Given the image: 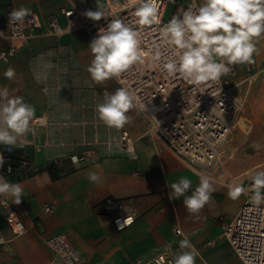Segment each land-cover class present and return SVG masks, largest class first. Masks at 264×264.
Returning a JSON list of instances; mask_svg holds the SVG:
<instances>
[{
	"label": "crops",
	"instance_id": "1",
	"mask_svg": "<svg viewBox=\"0 0 264 264\" xmlns=\"http://www.w3.org/2000/svg\"><path fill=\"white\" fill-rule=\"evenodd\" d=\"M103 1L79 0L88 5ZM10 6L28 8L31 15L43 17L68 7L69 2L0 0V14L4 15ZM261 38L264 43V36ZM90 43L84 30L60 38L26 41L8 63L0 64V89L6 87L10 97H23L33 105L34 119L51 123L67 122L70 118L76 121V113L82 107L92 108L93 102L101 103L86 83L82 52L91 53ZM1 45L7 43L1 42ZM256 47L254 74L244 84L246 94L240 124L246 126V132L240 133L243 130L239 124L224 147L222 170L215 172L213 178V193L220 196L227 194L229 183L250 186L251 175L264 170V65H258V61H264V55H260V39ZM9 67L16 73L11 80L4 76ZM239 76L242 78L243 72ZM113 84L116 86L114 81ZM130 113L134 120L123 129L133 140L134 158L124 151L109 154L108 149L99 146L93 153L89 152L86 163L72 165L66 158L83 152L82 148L59 141L52 144L53 134H50L52 138L46 134L44 142L33 148L30 156L33 172L13 181L24 190L21 203L14 204L7 197L8 207L0 206V231L6 241L0 246V264H64L45 244L47 238L59 234L76 250L80 264H145L156 254L172 251L185 237L198 252L196 264H228L226 256L218 250V242L209 238L207 230L187 211L183 197L169 198L171 183L188 177L194 190L199 176L159 140L145 137L142 123L133 111ZM31 139L29 132L18 143L23 141L28 145ZM254 144L259 147H253ZM55 160L60 162L48 166V162ZM91 173L98 175L97 182L89 179ZM106 199L130 203L136 213L135 223L116 231L112 224L115 210L104 204ZM244 201L245 195H242L234 210L219 219L231 220ZM46 205L54 209L53 214L43 212ZM9 211L18 215L26 229L19 237H14L7 225ZM176 226L182 230L183 238L174 234ZM208 242L212 244L209 246ZM222 243L229 259L242 264L231 247Z\"/></svg>",
	"mask_w": 264,
	"mask_h": 264
},
{
	"label": "built area",
	"instance_id": "2",
	"mask_svg": "<svg viewBox=\"0 0 264 264\" xmlns=\"http://www.w3.org/2000/svg\"><path fill=\"white\" fill-rule=\"evenodd\" d=\"M68 2V7L60 8L57 12L43 17L31 15L19 25H9V14L14 9L13 6L8 7L4 15L0 14V32H4L5 37L4 39L0 37V56H2L0 64L8 63L25 42L33 38H60L70 32L84 30L92 41L97 36L98 30L101 27L106 28L113 18L110 16L107 20L102 18L100 21H93L84 13L88 10H97V3L88 5L79 0H68ZM196 3L202 4L203 0H196ZM100 4L140 31V47L144 62L130 68L122 75L119 82L116 79L112 80L118 88L124 87L133 92L146 105L144 111L132 110L144 127V136L159 140L175 158L195 173L205 169L220 172L224 162V147L230 142L242 120L246 94L244 84L254 74L255 62L231 66V73L223 76L219 84L193 90V86L183 79L167 78L152 60L154 50L161 43L160 29L173 16L181 15V10L187 9L192 4V0H175L174 3L173 0H157L161 23L153 26L136 25L132 16L134 9L126 6L127 0H119L120 6L115 5V0H104ZM169 6H173V15L167 19L165 16ZM1 42L7 45H1ZM240 71L243 72L242 78L239 76ZM35 123L34 120L33 124ZM115 141L119 146V152L124 151L130 158L135 157L133 140L126 130H118ZM14 149H21L22 152L18 159L12 162L8 155ZM0 155L5 162L0 167L2 176L14 170L22 177H26L34 170L30 155L23 146L15 148L0 146ZM73 157L76 158L75 162ZM88 158L89 152L83 151L72 154L66 159L72 165H79L86 163ZM251 195L250 190L231 220L219 219L221 237L242 264H264V204H254ZM104 204L115 210L112 224L116 231H123L135 223L136 213L130 203L106 199ZM0 206L6 208L2 204ZM43 212L53 214L54 209L46 205ZM128 216L133 218V222L121 230L117 221L123 223ZM6 221L14 237L24 234L26 229L15 212L9 211ZM173 231L176 236L184 237L179 227H174ZM0 235H2L1 231ZM45 244L64 264H80L78 253L64 235L49 237L45 240ZM211 244L212 242L207 243L209 246ZM179 251V243H177L172 251L156 254L145 264H171L174 254Z\"/></svg>",
	"mask_w": 264,
	"mask_h": 264
},
{
	"label": "clouds",
	"instance_id": "3",
	"mask_svg": "<svg viewBox=\"0 0 264 264\" xmlns=\"http://www.w3.org/2000/svg\"><path fill=\"white\" fill-rule=\"evenodd\" d=\"M115 5L120 6L119 0H115ZM126 6L134 9L132 16L136 25H160L157 0H127ZM31 14L28 8H14L9 14V25L23 24ZM84 15L93 21L113 17L106 28L98 30L89 45L92 60L87 72L93 82L103 84L112 79L119 82L125 72L144 62L140 31L132 24L110 13L98 2L97 10H88ZM160 35L161 43L154 50L152 60L162 73L170 79H183L193 86V90L211 87L231 73V66L254 63L256 43L264 36V0H203L199 5L192 0L187 9L181 10V15L173 16L160 29ZM0 37L5 38L4 32H0ZM15 75L11 67L4 72L9 80ZM145 109L146 105L138 96L120 87L112 93L105 92L103 102L96 105L95 112L97 119L106 127L120 130L131 122L130 111ZM35 111V107L26 103L23 97H10L8 88L0 89V145L22 147L18 140L30 131L35 134L31 126ZM253 147L258 148L259 145L254 144ZM75 159L73 157L74 162ZM4 163L0 155V167ZM197 175L199 182L194 190L193 182L188 177L169 185V198L176 200L183 197V205L192 214L199 213L215 191L212 177L203 173ZM89 179L97 182L99 177L91 173ZM250 179L251 185L248 187L236 182L229 183L227 196L237 200L251 190L252 202L264 204V170L255 171ZM23 196L24 190L19 183L10 182L0 175V204L8 207L6 198L11 197L12 203L19 205ZM132 222L131 216L123 223L117 221L121 230ZM5 242L0 235V244ZM179 249L171 264H196L198 252L187 237L179 241Z\"/></svg>",
	"mask_w": 264,
	"mask_h": 264
},
{
	"label": "rangeland",
	"instance_id": "4",
	"mask_svg": "<svg viewBox=\"0 0 264 264\" xmlns=\"http://www.w3.org/2000/svg\"><path fill=\"white\" fill-rule=\"evenodd\" d=\"M173 15V6H169L166 11V18L169 19ZM260 45H262L261 54L264 55V43H262V38H260ZM85 52V51H84ZM82 56L84 58V71L86 75V83L94 89V93L98 97L99 101L102 103L104 99V93H112L114 92L117 87L113 84L112 80L106 81L103 84H96L93 82L87 72V67L89 66L92 60V54L82 52ZM258 65H264V61H258ZM88 104V102H86ZM84 105V104H83ZM96 104L92 103V108H84L77 111L76 121H73L71 118L66 122H59V123H51L44 119V122H36L33 124L32 121V128L35 131L32 134V139L30 140V144L26 145L23 141H20L18 144H22L26 152L29 155H32V150L38 144L43 143L47 136L53 141H50L52 144L54 142H60L64 145H73L79 148H82V151H87L93 153L96 147L102 146L105 149L109 150L110 153L119 152V146L117 145L115 139L117 131L116 129H109L106 127L102 122L97 119L96 116ZM128 115L131 119L134 117L129 112ZM130 125V124H129ZM241 129L243 132H240L242 135L246 132V126L240 124ZM53 134L54 136L50 135ZM129 134V133H128ZM52 136V137H51ZM68 147V148H71ZM73 148V147H72ZM67 149V148H66ZM38 150V149H37ZM61 151V150H60ZM68 160V159H67ZM66 160V161H67ZM53 162V161H50ZM48 162V163H50ZM224 164V163H223ZM195 173V172H194ZM200 173L209 175L212 178H215L216 173L213 170L205 169L201 170ZM197 174V173H196ZM196 187V186H195ZM238 204L237 200L230 199L227 194L218 195L212 193L210 201L204 206L203 209L200 210L199 213L193 214L200 222V225L207 230L209 234V238L214 239V242H218V250L226 256L228 264H236L226 254L225 245L222 242H225L223 237H221L220 231V224H219V216H228ZM218 233L220 239L218 238Z\"/></svg>",
	"mask_w": 264,
	"mask_h": 264
},
{
	"label": "trees",
	"instance_id": "5",
	"mask_svg": "<svg viewBox=\"0 0 264 264\" xmlns=\"http://www.w3.org/2000/svg\"><path fill=\"white\" fill-rule=\"evenodd\" d=\"M2 148V147H1ZM22 152L21 149H14L13 152L11 154H9L8 158L14 162L18 159L20 153ZM31 159V158H30ZM56 163H59V162H50L48 164V166H52L53 164H56ZM5 177H7L6 179L10 182H13V181H19L20 178H22V176L19 174V172H16V171H11L9 174L5 175Z\"/></svg>",
	"mask_w": 264,
	"mask_h": 264
},
{
	"label": "bare ground",
	"instance_id": "6",
	"mask_svg": "<svg viewBox=\"0 0 264 264\" xmlns=\"http://www.w3.org/2000/svg\"><path fill=\"white\" fill-rule=\"evenodd\" d=\"M36 122H44V120L43 119H41V118H38V119H34ZM240 122H242V121H240ZM240 122H239V124H240Z\"/></svg>",
	"mask_w": 264,
	"mask_h": 264
}]
</instances>
